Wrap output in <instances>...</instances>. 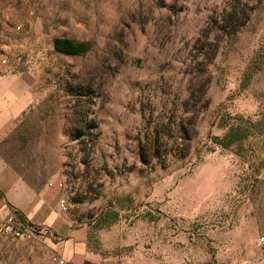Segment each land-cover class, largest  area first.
<instances>
[{
    "label": "rangeland",
    "instance_id": "1",
    "mask_svg": "<svg viewBox=\"0 0 264 264\" xmlns=\"http://www.w3.org/2000/svg\"><path fill=\"white\" fill-rule=\"evenodd\" d=\"M247 3L248 24L229 36L226 14ZM257 4L0 0V78L33 84L21 143L26 157L32 144L50 145L67 226L88 233L84 264H264ZM57 37L93 47L62 54ZM239 125L254 133L241 147L213 142ZM50 235L0 239V264H55L66 236Z\"/></svg>",
    "mask_w": 264,
    "mask_h": 264
},
{
    "label": "crops",
    "instance_id": "2",
    "mask_svg": "<svg viewBox=\"0 0 264 264\" xmlns=\"http://www.w3.org/2000/svg\"><path fill=\"white\" fill-rule=\"evenodd\" d=\"M37 99L26 76L0 78V212L14 216L18 223L40 227L57 239L64 238L65 231L66 240L54 244L55 252L73 264H84L89 254L88 233L67 226L58 201L61 190L50 186L62 181L59 163L53 164L55 159L46 155L50 145L36 142L26 157L27 146L21 143L17 125L34 119L36 112L31 110ZM57 147L53 151L58 153Z\"/></svg>",
    "mask_w": 264,
    "mask_h": 264
},
{
    "label": "trees",
    "instance_id": "3",
    "mask_svg": "<svg viewBox=\"0 0 264 264\" xmlns=\"http://www.w3.org/2000/svg\"><path fill=\"white\" fill-rule=\"evenodd\" d=\"M249 1L256 0H247V2ZM262 2L263 0H258L257 5L261 4ZM239 6V4L234 6L224 18L225 23L222 29L226 31L229 36H236L237 33L242 28H244L250 20V16L246 14L245 11L248 8V3L242 5L243 9H239ZM92 47L93 44L90 41H76L74 39L65 37H57L54 40L55 51L72 56H84L89 51H91ZM253 134L252 128L250 127H243L240 125L232 126L230 130L224 135V137H214L213 142L218 145H222L224 148H229L234 145L241 147L243 142Z\"/></svg>",
    "mask_w": 264,
    "mask_h": 264
},
{
    "label": "built area",
    "instance_id": "4",
    "mask_svg": "<svg viewBox=\"0 0 264 264\" xmlns=\"http://www.w3.org/2000/svg\"><path fill=\"white\" fill-rule=\"evenodd\" d=\"M66 207L63 206V211ZM46 236L44 230L40 227L31 224L18 223L16 218L12 215H6L0 212V239L5 240H21L32 239L35 237ZM55 264H73L63 256L57 254L54 257ZM96 264V263H91Z\"/></svg>",
    "mask_w": 264,
    "mask_h": 264
}]
</instances>
